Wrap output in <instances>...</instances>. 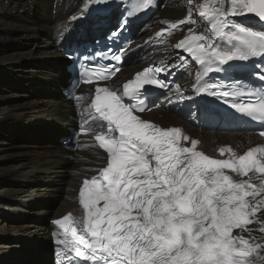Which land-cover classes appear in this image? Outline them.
I'll return each mask as SVG.
<instances>
[{
  "label": "snow or ice",
  "instance_id": "6c2138e0",
  "mask_svg": "<svg viewBox=\"0 0 264 264\" xmlns=\"http://www.w3.org/2000/svg\"><path fill=\"white\" fill-rule=\"evenodd\" d=\"M151 3L142 0L140 7ZM224 3L216 0L214 7L202 4L198 15L216 36L237 40L241 46L222 49L207 35H192L175 45L183 53L178 57L183 65L190 58L202 66L204 73H225L229 62L264 53V35L246 31L243 25L228 19L254 14L264 21V0H231L227 8ZM185 23H197L191 12L176 22ZM230 26L235 31L226 30ZM112 60L109 75L119 72L118 65L123 62L119 53ZM258 67L260 71L254 75L264 79V64ZM157 73L171 74L160 67L148 68L136 74L134 81L123 83L122 94L94 86L90 103L97 115L92 119L105 122L102 127H106L105 132L95 133L94 139L106 159L99 175L85 179L79 190L84 211L82 231L77 234L70 215L58 219L54 223L65 239L57 243L97 264H256L255 258L264 250V243L257 242L253 235L254 231L264 234V218L258 215L264 210V147L251 148L242 155L220 148L221 155L230 153L229 158H211L198 151L197 141L190 140L180 128L165 129L144 120L139 114L154 105L139 90L146 85L167 86ZM103 79L102 75L88 73L84 83ZM195 91L216 98L229 96L215 84L202 85ZM136 100L142 103H134ZM232 107L264 119V100L258 104L233 102ZM81 131L87 134L91 126ZM259 134L264 136V124ZM182 140H190V146ZM225 169L241 179H233ZM254 179L259 180L258 186ZM253 224L258 228L249 227ZM244 232L252 236L251 241L243 237ZM260 264H264V257Z\"/></svg>",
  "mask_w": 264,
  "mask_h": 264
},
{
  "label": "bare ground",
  "instance_id": "6f19581e",
  "mask_svg": "<svg viewBox=\"0 0 264 264\" xmlns=\"http://www.w3.org/2000/svg\"><path fill=\"white\" fill-rule=\"evenodd\" d=\"M84 1L64 0L63 4L56 8L59 15L55 16L52 13L54 0H0V44L14 41L13 38L3 34L4 31L9 35L14 32H24L27 34L23 38L28 40L30 46L29 50L21 52V54L0 55L1 67L7 71H23L33 79H37L39 85L36 100L23 104L0 105V122L8 123L9 127H14L17 122H21L28 126L27 131L36 128L34 133L37 136L41 135L43 138L47 137L48 139L45 141L46 143H41L38 140V143L24 144L19 148L15 146V153L0 155V187H3L0 190V264H6L7 259H10L9 264H54L51 248L56 243L54 241L55 229L53 224L48 221L49 219L57 220L65 213L73 214L77 218L81 216L83 210L79 203V187L83 180L89 179L98 173L97 170L103 166L106 159L105 155L97 149L84 150L73 154L57 143V138L63 136L66 125L68 127L74 125V120L71 117L75 113L72 103L64 100L58 93L60 86L66 80L65 59L60 51L62 44L60 34L69 27L71 23L70 16L79 11L84 5ZM197 2L200 3L198 12L202 4L209 7L217 6L216 0H197ZM230 2L231 0H225L224 7L227 8ZM38 3L41 7L46 6L49 14L52 13L53 16H50L52 24L47 23L48 18L45 20V14L42 15ZM5 7H8V9H5ZM178 7L182 8L181 0H169L167 8L160 11L159 19L150 20L147 23L146 35H137L136 40L149 39L154 33L164 29L163 25L160 29H155L161 22H164L171 29L181 32L180 25L176 22L184 19L186 15L185 11H179ZM23 10H28L33 15L37 12L40 16L35 14V19H30L22 15H10V12L21 13ZM253 17V14H249L236 17L230 16L228 19L235 21L237 26L243 25L245 28L254 29L258 35H264V22L254 20ZM173 24H176V26L172 27ZM189 29H192V31L189 32ZM226 30L235 31V28L230 26ZM47 33L48 35L52 34L51 38H47ZM201 34L209 36L212 42L217 38L231 39L216 36L207 21L202 18V26L198 28L189 26L188 31L178 40H176L177 36L174 37V45H171L169 41L166 55L174 56L175 59L181 62L177 55H183V53L175 45L181 39ZM35 40L38 42L35 43ZM140 45H143V43L136 44V47ZM160 51L164 50L156 49L155 52L144 53L140 64H128L126 70L120 72L121 75L118 79L123 81L125 76L129 77L140 70L156 58ZM38 59L48 61L45 71H41L44 64L36 62ZM28 60H35V62L33 65H28ZM116 82L115 79L114 83ZM53 83L57 84L52 85ZM181 84L187 85L189 82L184 79ZM50 86L51 89L49 90ZM4 99L5 97H0V101ZM179 114L172 115L164 109L154 114V116H156V121L162 118L168 120L169 123L187 128L194 136L201 139V148L209 153H212L216 147L227 144H232L240 153L252 146L264 144V140L254 133H231L219 129L204 130V128L193 126L184 116L180 118ZM192 115L190 114V116ZM50 122L54 126V131L49 125ZM9 129L12 132L16 130ZM50 136L54 137L49 140ZM7 142H4V145L10 143L9 139ZM68 155L75 156L74 161L64 159ZM70 176L72 178L68 183ZM253 183L259 185L257 181L253 180ZM63 193L65 198L57 201L54 217L52 218L46 208L47 201L57 200V197L62 198ZM26 194H28L29 199L24 201L23 197ZM257 199L259 200L261 197H257ZM13 203H17V205H13ZM20 211L25 212L26 215L23 216ZM258 215L264 218V210H261ZM252 228L257 229L258 225L253 224ZM253 235L257 237V242L264 243V234L254 231ZM244 237L250 241L252 240V236L248 233ZM261 257H264V250L260 252V257L255 258L256 264H260Z\"/></svg>",
  "mask_w": 264,
  "mask_h": 264
},
{
  "label": "rangeland",
  "instance_id": "374dc122",
  "mask_svg": "<svg viewBox=\"0 0 264 264\" xmlns=\"http://www.w3.org/2000/svg\"><path fill=\"white\" fill-rule=\"evenodd\" d=\"M195 1L197 2V0H195ZM46 2L49 3L48 1H46ZM39 3H41V2H39ZM39 3H38V6H39V8H41L40 10L42 11V15L45 14V16H44L45 20L48 18L47 23L52 24V22L50 21V16H53L52 13L49 14V10L47 9V7L46 6L41 7L39 5ZM182 3L185 6V9H183L184 7H182V8L178 7V10L179 11H181V10L185 11V14H188L189 12H191L193 19H195L197 21L196 25H199L200 24L199 22H201V20L199 18L197 10L199 8L200 3L197 2L198 3L197 9H196L195 4L192 1L190 3V0H182ZM65 8H66V6H65ZM68 8H69V6H68ZM5 9H8V7H5ZM35 14L40 16L39 13L35 12L33 15V13L29 12L28 10H23L21 13L10 12V15H22V16H25V17L30 18V19H32V18L35 19ZM34 23H36V21H34ZM45 23H46V21H45ZM50 26H53V25H50ZM3 34L8 35L9 37L13 38L14 41L9 42V43L6 42L4 44H0V55H9V54H14V53L21 54V52L23 53V52H26L27 50L30 49V46L28 44V40L23 38V36L27 33L14 32L13 34L9 35L6 31H4ZM51 35H48V33H47V38L48 39L51 38ZM37 42L38 41L35 40V43H37ZM34 62H35V60H28L27 61L28 65H33ZM36 62L43 63L44 66H42L43 69L41 71H45L46 64L48 61L46 59H38V60H36ZM24 73L25 72H23V71H19V72L18 71L13 72L10 70L7 71L5 69H2L1 64H0V97H5L4 100L0 101V105H3V104H23L25 102H29V101H33V100L37 99L36 93L39 90L38 89L39 85L37 84L38 80L33 79L32 77L29 76V74H27V73L24 74ZM56 84L57 83H53L52 85H56ZM48 89L50 90L51 86ZM13 95H16V96H13ZM49 125L54 131V126L51 124V122L49 123ZM9 128L16 129L17 131L15 130L12 132ZM27 128H28V126L26 124L21 123V122H17L14 127H9L8 123L0 122V155L1 154L5 155L7 153H15L16 152V149H14L15 146H18V148H19L20 146H22L24 144L37 142L38 140L41 143H44L45 141L48 140L47 137L43 138V136H41V135L37 136L34 133V129H36V128H32L31 129L32 131H27L26 130ZM57 130H58V128H57ZM52 137H54V136H50L49 140ZM8 139H9L10 143L7 145H4V142H7ZM71 178H72V176H70L68 178V183H69ZM2 188L3 187H0V190ZM28 194H30V193H28ZM28 194L24 195V197H23L24 201H27L29 199ZM64 198H65V194L63 193L62 198L57 197V200L53 199V200L47 201L48 205L46 208H47L48 212H50L49 216H52V218L54 217V211H55V208L57 206V201L60 199H64ZM13 205H17V203H13ZM11 213H13V212H11ZM20 214H22L23 216L26 215V213L22 212V211H20ZM25 255H30V254H25ZM9 261H10V259H7L6 264H9ZM30 261H32V260L30 259Z\"/></svg>",
  "mask_w": 264,
  "mask_h": 264
},
{
  "label": "water",
  "instance_id": "95a60500",
  "mask_svg": "<svg viewBox=\"0 0 264 264\" xmlns=\"http://www.w3.org/2000/svg\"><path fill=\"white\" fill-rule=\"evenodd\" d=\"M255 19H259V18H257L256 16H255ZM53 252V249L51 248V253Z\"/></svg>",
  "mask_w": 264,
  "mask_h": 264
}]
</instances>
